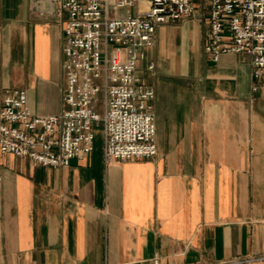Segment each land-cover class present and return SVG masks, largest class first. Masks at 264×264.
<instances>
[{
    "label": "crops",
    "instance_id": "1",
    "mask_svg": "<svg viewBox=\"0 0 264 264\" xmlns=\"http://www.w3.org/2000/svg\"><path fill=\"white\" fill-rule=\"evenodd\" d=\"M0 0V106L65 109L61 18ZM157 26L136 74L154 92L157 155L67 167L0 154V264H264V83L251 58L205 53L206 0Z\"/></svg>",
    "mask_w": 264,
    "mask_h": 264
},
{
    "label": "built area",
    "instance_id": "2",
    "mask_svg": "<svg viewBox=\"0 0 264 264\" xmlns=\"http://www.w3.org/2000/svg\"><path fill=\"white\" fill-rule=\"evenodd\" d=\"M198 0H33V10L61 18L65 109L33 115L24 91L0 106V154L42 167H67L93 150L94 127L102 126L103 160H150L157 155L154 92L137 76L143 50L157 26L194 14ZM137 3L145 12L119 15ZM208 42L214 62L222 54L251 58V77L264 83V0H206ZM153 264H158L157 260Z\"/></svg>",
    "mask_w": 264,
    "mask_h": 264
},
{
    "label": "rangeland",
    "instance_id": "3",
    "mask_svg": "<svg viewBox=\"0 0 264 264\" xmlns=\"http://www.w3.org/2000/svg\"><path fill=\"white\" fill-rule=\"evenodd\" d=\"M148 8L146 3H137L132 8L124 9L119 12V15H135L137 12H145ZM99 143L103 145L102 126L94 127V144L97 146Z\"/></svg>",
    "mask_w": 264,
    "mask_h": 264
}]
</instances>
